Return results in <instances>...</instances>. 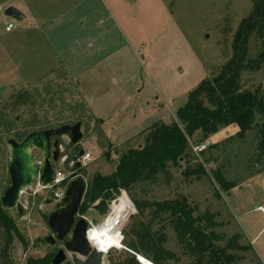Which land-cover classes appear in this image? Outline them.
I'll list each match as a JSON object with an SVG mask.
<instances>
[{
  "label": "rangeland",
  "instance_id": "374dc122",
  "mask_svg": "<svg viewBox=\"0 0 264 264\" xmlns=\"http://www.w3.org/2000/svg\"><path fill=\"white\" fill-rule=\"evenodd\" d=\"M57 1L0 0V196L10 182L7 140L19 142L32 131L59 124L80 121L82 138L69 147L62 136L65 162L53 167L67 171L74 151L82 149L92 156L83 168L86 177L112 172L121 154L144 142L142 130L157 119L175 120L188 92L205 76H214L231 57L234 32L255 0H74L76 5L65 15L50 12L56 10ZM45 6L48 12L43 15L50 20L38 28L32 15L37 14L36 7ZM7 7H14L20 16L5 15ZM74 20L84 22L85 30L78 31ZM8 22L14 27L5 31ZM89 38L93 50L84 46ZM260 41L255 33L248 37L247 59L257 56ZM240 84L259 89L264 97V64L255 71H242ZM201 138L200 133L189 137L181 168L168 163L154 179L134 186L131 194L148 202L184 199L194 215L214 213L220 223L215 232L223 234L216 243L225 245L241 233L238 243L249 246L245 251H227L235 255L234 263L264 264V213L257 209L264 207V155H257L256 134L248 131L243 140L220 139L196 154L191 146L203 143ZM32 153L40 163L42 153L35 148ZM199 162L209 173L219 168L236 186L221 191L218 198L213 178L194 171ZM34 191V184L22 189L18 200L22 215L16 207L9 210L23 239H14L0 264H24L28 256L46 253L52 258L61 244L45 240L52 234L47 214L54 204L45 202L53 192ZM113 192L106 194V200L114 197ZM120 193L103 211L89 209L85 215L123 239L121 230L136 209L128 194L121 189ZM149 213L146 208L142 220H149ZM152 229L165 233L163 246L175 255L166 264H193L197 254L185 252L166 221L156 219ZM4 241L1 231L0 249ZM113 248L104 254L103 264L117 259L123 246ZM208 260L204 254L197 263L210 264ZM62 264H72L71 254Z\"/></svg>",
  "mask_w": 264,
  "mask_h": 264
},
{
  "label": "trees",
  "instance_id": "16d2710c",
  "mask_svg": "<svg viewBox=\"0 0 264 264\" xmlns=\"http://www.w3.org/2000/svg\"><path fill=\"white\" fill-rule=\"evenodd\" d=\"M252 33L260 38L261 50L255 58L247 59V40ZM263 33L264 0H255L251 11L240 21L234 32L231 57L222 64L214 76L211 78L205 76L188 92L186 102L176 111L175 120L170 123L155 121L145 128L141 134L144 142L121 154L110 173L96 172L88 178L85 176L83 165L76 169L84 179H87V187L78 209L79 214H85L90 207L99 212L103 211L106 205L122 194L118 195L120 189L128 194L136 209L135 215L121 230L123 249L119 251L117 259L110 260V264H140L136 255H141L152 264H166L168 260L174 259V253L163 246L165 233L152 229L156 219L166 221V225L175 232L188 255L197 254L193 264H199L197 262L204 254L209 255L210 264H235L233 261L235 255L227 251L249 249L245 243H238L237 238H243L239 232L225 245L216 243L221 240L223 234L218 235L215 232V227L220 223L214 219V213L194 215V209L190 204L178 198L140 201L131 194V189L150 178L154 179L168 163L181 168L186 157L188 139L196 133H200L201 139L205 140L220 128L237 126V131L225 137V141L232 138L243 140L248 131H254L259 152L257 155L259 157L264 155L263 94L259 89H244L240 84L242 71H255L264 64ZM216 143H212L211 146H215ZM194 171L213 178L218 185L216 188L218 198L221 191L226 192L236 186L219 168L212 169L209 173L199 162ZM112 191L114 197L106 200V194ZM146 208L150 211V218L142 220ZM9 210L10 208H5L0 203V232H3L5 238L0 249V260L5 259L7 250L15 238L23 239ZM24 264H51L50 253L41 257L28 256Z\"/></svg>",
  "mask_w": 264,
  "mask_h": 264
},
{
  "label": "water",
  "instance_id": "95a60500",
  "mask_svg": "<svg viewBox=\"0 0 264 264\" xmlns=\"http://www.w3.org/2000/svg\"><path fill=\"white\" fill-rule=\"evenodd\" d=\"M7 16L17 17L19 11L14 7H7L4 11ZM65 136L68 144L72 145L82 138L81 122L65 123L40 129L28 133L21 141L13 138L7 140L10 157L7 163L9 173V185L0 196V203L5 208L16 207L19 214H23V208L18 204L19 195L22 189L31 186L36 177L43 184L49 183L54 176L53 163L58 162L63 155L56 156L60 148L59 138ZM53 147V151L51 148ZM32 148L42 153L40 163L36 164V157L32 153ZM82 149L76 152V157L81 156ZM80 165L75 162L70 170L73 174L68 181L60 200L54 202L47 199L45 203H54L52 211L47 216V225L52 234L45 237L46 242L53 245L57 240L64 241V244L51 258V264H62L67 259V254H71L72 264H103L104 253L93 247L87 239L88 221L78 215V209L83 199L87 182L81 175H77L74 170ZM93 210V207H90ZM134 213L129 214L125 224L132 219ZM70 232L71 236L65 240ZM138 261H142L136 255Z\"/></svg>",
  "mask_w": 264,
  "mask_h": 264
},
{
  "label": "built area",
  "instance_id": "2783aa9c",
  "mask_svg": "<svg viewBox=\"0 0 264 264\" xmlns=\"http://www.w3.org/2000/svg\"><path fill=\"white\" fill-rule=\"evenodd\" d=\"M14 27V25L11 22H8L5 24V31H10L12 28ZM192 151L194 153H198L202 150H204L206 148V144L204 143H197L191 146ZM92 160V156L90 154L89 151H83L82 155L79 157H76L75 159L72 158L70 163H69V168L68 170H63V168H55L54 167V176L53 179L47 183V184H43L38 177H36L34 179V185H35V191H39L40 189H49L51 192H53V199L58 201L62 198L64 190L66 188V185L68 183V181L70 180L73 171L70 170V167L75 163V162H79L80 165L85 166L86 163L88 161ZM60 164L64 162V158L61 157L59 160ZM86 180V179H85ZM58 188H61L60 190ZM22 193V191H21ZM258 210L262 211L264 213V207L263 206H259L257 207ZM80 216H83L87 221H88V230H90V228L94 227L93 222L87 218V216L85 214H80ZM87 230V231H88ZM147 264V263H145ZM149 264V263H148Z\"/></svg>",
  "mask_w": 264,
  "mask_h": 264
},
{
  "label": "crops",
  "instance_id": "0c3cea01",
  "mask_svg": "<svg viewBox=\"0 0 264 264\" xmlns=\"http://www.w3.org/2000/svg\"><path fill=\"white\" fill-rule=\"evenodd\" d=\"M78 1V0H77ZM77 1H74V0H58V6L55 7L56 10H51L50 12L54 13V14H57V15H60V14H63L65 15L73 6L76 5V2ZM110 2V0H109ZM108 4V3H107ZM35 12L37 13L36 15H32V21L36 22L37 23V26L38 28H43L44 24L46 22H48V17H45L43 14H45L46 12H48V9L47 7H40L39 8H35ZM18 16H20V12L18 13ZM17 16V17H18ZM63 18V17H62ZM80 18V17H78ZM48 19V20H47ZM78 20V19H77ZM74 22L76 23V28L78 29V31H83L85 30V24L84 22ZM91 25L90 23L87 24V27L86 28H89ZM176 30H178V27L176 26ZM179 31V30H178ZM86 39V38H85ZM84 39V46H86L88 48V50H93V47H94V43L92 42V40H85ZM186 43V42H185ZM188 49H190L189 46H187ZM60 61V60H59ZM199 62V60H197ZM60 63L65 67L66 69V66L64 65V62L60 61ZM200 63V62H199ZM200 68L203 69L202 65L200 64ZM66 72L68 74L69 77H73L74 78V75L69 73L68 70L66 69ZM163 121L162 119H157L156 121ZM165 122V121H164ZM143 131V130H142ZM141 131V132H142ZM237 131V126L235 125H229V126H226V127H223V128H220L218 131H216L215 133H212L211 135H209L207 137V139H205V141L203 143L205 144H210V143H215L217 141H219L220 139H224L225 137L229 136V135H233L235 132ZM136 134V133H135ZM259 207V206H258ZM243 239V238H242Z\"/></svg>",
  "mask_w": 264,
  "mask_h": 264
},
{
  "label": "bare ground",
  "instance_id": "6f19581e",
  "mask_svg": "<svg viewBox=\"0 0 264 264\" xmlns=\"http://www.w3.org/2000/svg\"><path fill=\"white\" fill-rule=\"evenodd\" d=\"M101 227L94 225V227L90 228L87 232V239L89 243L97 248L99 251L104 254L113 247H121V238L119 235L112 233L106 229H100ZM142 262L152 264L148 262L146 258L138 255Z\"/></svg>",
  "mask_w": 264,
  "mask_h": 264
},
{
  "label": "flooded vegetation",
  "instance_id": "af4514ba",
  "mask_svg": "<svg viewBox=\"0 0 264 264\" xmlns=\"http://www.w3.org/2000/svg\"><path fill=\"white\" fill-rule=\"evenodd\" d=\"M60 138H61V137H60ZM60 138H59V141H60V144H59V145H60V148L57 150V154H56V156H60V155L63 154V155L61 156V157H63L65 153H64V150H63V148H62V144H61V140H60ZM77 143H78V142H77ZM75 144H76V143H75ZM72 145H74V144H72ZM72 145H69V147L72 146ZM53 150H54V149H53V147H52V148H51V151H53ZM77 151H78V150H77ZM77 151H74V153H73V155H72V158L75 157ZM61 157H60V158H61ZM60 158H59V160H60ZM59 160H58V162H56V163H59ZM64 162H65V161H64ZM64 162L61 163V164L63 165ZM78 167H79V166H78ZM78 167L75 168L74 172H75L77 175H80V174H79V171H76V169H77ZM49 199H50V198H49ZM51 199H53V198H51ZM53 207H54V204H53ZM52 209H53V208H52ZM51 211H52V210H51ZM48 213H49V212H48ZM78 215H80V214L78 213ZM51 233H52V232H51ZM70 236H71V234H70V232H69L68 235L65 237V240L69 239ZM57 241H58V240H57ZM59 242H60L61 244L57 245V247H56V248H57L56 252H57L58 249L61 248V247L63 246V244H64V241H59ZM54 245H55V243H53V246H54ZM56 252H55V253H56ZM55 253H54V255H55ZM54 255H53V256H54ZM53 256H52V257H53Z\"/></svg>",
  "mask_w": 264,
  "mask_h": 264
}]
</instances>
